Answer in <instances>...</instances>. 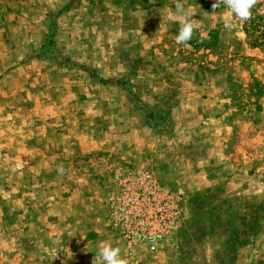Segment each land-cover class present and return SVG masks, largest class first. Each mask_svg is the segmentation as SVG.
Returning a JSON list of instances; mask_svg holds the SVG:
<instances>
[{
	"label": "rangeland",
	"instance_id": "1",
	"mask_svg": "<svg viewBox=\"0 0 264 264\" xmlns=\"http://www.w3.org/2000/svg\"><path fill=\"white\" fill-rule=\"evenodd\" d=\"M181 2L187 45L175 0H0V264H264V44ZM130 171L178 203L155 252L107 222Z\"/></svg>",
	"mask_w": 264,
	"mask_h": 264
},
{
	"label": "built area",
	"instance_id": "2",
	"mask_svg": "<svg viewBox=\"0 0 264 264\" xmlns=\"http://www.w3.org/2000/svg\"><path fill=\"white\" fill-rule=\"evenodd\" d=\"M107 222L128 246L158 250L179 217L177 200L149 171L127 172L107 204Z\"/></svg>",
	"mask_w": 264,
	"mask_h": 264
},
{
	"label": "clouds",
	"instance_id": "3",
	"mask_svg": "<svg viewBox=\"0 0 264 264\" xmlns=\"http://www.w3.org/2000/svg\"><path fill=\"white\" fill-rule=\"evenodd\" d=\"M259 2V0H215L212 4L213 13L223 3L227 8L235 14L240 21H247L252 18L251 9ZM175 8L178 15L176 20L180 23L179 33L176 37L177 43L185 44L192 39L193 32L199 27L198 22L193 18L194 11H186L181 0H175ZM226 28H231L230 23L225 24ZM62 167H58V172L62 174ZM105 264H127V261L120 257V249L113 247L111 244L105 243L97 254ZM92 264H97L96 256L93 258Z\"/></svg>",
	"mask_w": 264,
	"mask_h": 264
},
{
	"label": "trees",
	"instance_id": "4",
	"mask_svg": "<svg viewBox=\"0 0 264 264\" xmlns=\"http://www.w3.org/2000/svg\"><path fill=\"white\" fill-rule=\"evenodd\" d=\"M262 21L261 15L253 14L252 18L247 20L245 26V33L250 37L255 35V38L252 40V42L259 45L264 44V32L261 30Z\"/></svg>",
	"mask_w": 264,
	"mask_h": 264
},
{
	"label": "crops",
	"instance_id": "5",
	"mask_svg": "<svg viewBox=\"0 0 264 264\" xmlns=\"http://www.w3.org/2000/svg\"><path fill=\"white\" fill-rule=\"evenodd\" d=\"M184 174H185V172H183ZM192 173H198V171H197V169H195V170H193V171H191V174ZM193 175H191V176H189V179L188 180H190L191 179V177H192ZM183 177H184V175H183ZM193 177H195V176H193ZM182 178V177H181ZM201 179H203V177H199V181H201ZM216 181V180H215ZM218 182V181H217ZM191 183H193V182H191ZM198 183V182H197ZM212 183H214V180H213V182ZM195 185V184H194ZM189 187V189H191L190 188V186H188ZM193 187H195V186H193ZM191 191H193V190H191ZM185 201H186V205H187V203H188V201H187V198L185 199Z\"/></svg>",
	"mask_w": 264,
	"mask_h": 264
}]
</instances>
